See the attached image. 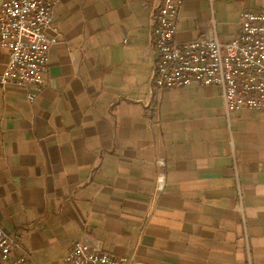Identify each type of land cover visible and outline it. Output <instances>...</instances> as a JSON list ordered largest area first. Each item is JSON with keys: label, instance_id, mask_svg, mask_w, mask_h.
<instances>
[{"label": "crops", "instance_id": "obj_1", "mask_svg": "<svg viewBox=\"0 0 264 264\" xmlns=\"http://www.w3.org/2000/svg\"><path fill=\"white\" fill-rule=\"evenodd\" d=\"M159 2L60 0L42 91L0 87V225L36 264L79 240L133 264H264V111L228 117L218 85L153 91ZM244 11L264 0H185L176 39L230 42Z\"/></svg>", "mask_w": 264, "mask_h": 264}, {"label": "built area", "instance_id": "obj_2", "mask_svg": "<svg viewBox=\"0 0 264 264\" xmlns=\"http://www.w3.org/2000/svg\"><path fill=\"white\" fill-rule=\"evenodd\" d=\"M59 1L0 0V49L9 56L0 74L2 90L8 85L27 88L31 101L42 91L51 48L58 42L52 23ZM184 3L185 0H160L153 12V91L193 84L218 85L228 117L243 110L264 111V11L242 12L238 32L230 42H221L216 30L180 42L176 33ZM166 161L164 156L155 158L157 171L149 214L167 187ZM133 262L132 258L115 256L79 240L68 249L60 264ZM0 264H36L30 252L1 225Z\"/></svg>", "mask_w": 264, "mask_h": 264}, {"label": "rangeland", "instance_id": "obj_3", "mask_svg": "<svg viewBox=\"0 0 264 264\" xmlns=\"http://www.w3.org/2000/svg\"><path fill=\"white\" fill-rule=\"evenodd\" d=\"M40 264V262H38Z\"/></svg>", "mask_w": 264, "mask_h": 264}]
</instances>
